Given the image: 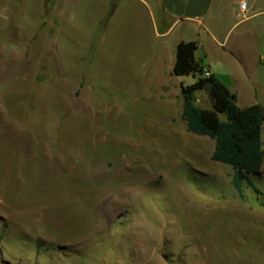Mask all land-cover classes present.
Masks as SVG:
<instances>
[{
  "label": "rangeland",
  "instance_id": "374dc122",
  "mask_svg": "<svg viewBox=\"0 0 264 264\" xmlns=\"http://www.w3.org/2000/svg\"><path fill=\"white\" fill-rule=\"evenodd\" d=\"M104 11L0 0V264H264V162L242 198L214 140L186 130L197 76L147 74L149 28ZM256 38L247 72L216 75L241 108L264 107Z\"/></svg>",
  "mask_w": 264,
  "mask_h": 264
},
{
  "label": "crops",
  "instance_id": "0c3cea01",
  "mask_svg": "<svg viewBox=\"0 0 264 264\" xmlns=\"http://www.w3.org/2000/svg\"><path fill=\"white\" fill-rule=\"evenodd\" d=\"M243 1L94 0L97 7L104 6L108 27L121 19L147 26L151 32L150 55L144 69L155 74L165 66L170 76L177 45L182 41L198 43L196 60L215 76L224 70L230 74L247 72L252 62L242 54V48L261 43L256 36L264 27V0H249L244 11L240 6ZM49 33L54 38L66 31L55 30L53 24ZM263 58L261 54L260 60Z\"/></svg>",
  "mask_w": 264,
  "mask_h": 264
},
{
  "label": "trees",
  "instance_id": "16d2710c",
  "mask_svg": "<svg viewBox=\"0 0 264 264\" xmlns=\"http://www.w3.org/2000/svg\"><path fill=\"white\" fill-rule=\"evenodd\" d=\"M197 49L198 43L195 41H182L177 45L173 74L183 76L193 73L197 76L195 83L182 84L181 116L188 132L214 140L211 159L234 169L233 185L243 198V184L248 180L247 175L262 172L264 107L260 103L239 107L236 93L214 74H205L204 66L195 57ZM204 88L210 93L211 108L197 103L195 92ZM220 115H224L225 119Z\"/></svg>",
  "mask_w": 264,
  "mask_h": 264
},
{
  "label": "built area",
  "instance_id": "2783aa9c",
  "mask_svg": "<svg viewBox=\"0 0 264 264\" xmlns=\"http://www.w3.org/2000/svg\"><path fill=\"white\" fill-rule=\"evenodd\" d=\"M240 6H241V9L244 11L245 8L247 7V4L245 1H243ZM204 72H205V74L209 73V71L206 68H204Z\"/></svg>",
  "mask_w": 264,
  "mask_h": 264
}]
</instances>
